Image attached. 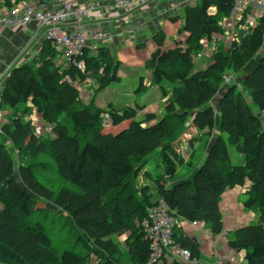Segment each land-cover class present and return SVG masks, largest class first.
<instances>
[{
  "label": "trees",
  "instance_id": "1",
  "mask_svg": "<svg viewBox=\"0 0 264 264\" xmlns=\"http://www.w3.org/2000/svg\"><path fill=\"white\" fill-rule=\"evenodd\" d=\"M14 1L22 0H0V8H11ZM32 1L45 8L53 0ZM232 6V0H199L184 8V22L176 30L182 37L172 46L164 47L167 34L161 29L151 38L154 50L143 65L151 84L167 99L160 118L145 113L137 120L144 106H108L109 122L104 124L105 112L94 100L81 102L80 86L87 81L98 85L97 92L120 82L121 64L105 46L95 55L86 49L80 71L57 63V54L44 41L30 62L9 71L0 91V103L12 113L0 135V263L166 264L165 256L150 263V242L141 226L148 210L162 204L179 222L198 223L219 236L224 229L223 194L248 185L243 208L257 221L237 228L227 247L243 251L244 264H264V55L246 71L264 45V18L248 33L218 44L207 67L194 70L200 41L224 33L221 22ZM243 71L239 84L258 114L236 85L222 86L229 73ZM139 85L144 86L140 79ZM214 97L216 106L210 104ZM32 110L44 128L51 127L49 135L36 136L33 125L17 117ZM189 127L198 133L189 141L192 149L204 135L213 142L197 166L190 163L193 150L185 161L174 150V142ZM8 146L16 150V160ZM228 147L243 157V164H231ZM183 164L191 168L190 174L174 180ZM40 171L54 173L77 191L43 178ZM141 177L149 184L138 186ZM40 200L65 216L72 238L66 239L69 246L62 252L53 247L42 223H29L34 214L48 210L39 207ZM111 236H126L122 247ZM171 246L187 250L198 261L199 249L180 224L173 228Z\"/></svg>",
  "mask_w": 264,
  "mask_h": 264
},
{
  "label": "rangeland",
  "instance_id": "2",
  "mask_svg": "<svg viewBox=\"0 0 264 264\" xmlns=\"http://www.w3.org/2000/svg\"><path fill=\"white\" fill-rule=\"evenodd\" d=\"M83 1L85 0L78 1V5L75 6L76 7L75 9L83 5L84 4ZM197 1L199 0H187L185 4L184 3L181 4L180 9L178 10H176L175 8H170L169 11L173 10V12L170 13H168V9H166L167 3L165 4V2H162V4L165 7L162 13L174 25V27H170L167 29V31H165L167 34L174 36L173 40L170 37L166 38L167 39L166 44H173L174 40L176 39L178 40L182 37V36L177 37L176 30L180 28L184 22V8L187 5L196 4ZM85 3H90V2H85ZM146 3H148V0ZM91 4H97V2L95 1ZM103 35L105 38L104 40H106L107 34L103 33ZM121 37H122L121 42L124 43L132 39L133 35L124 33ZM112 49L110 48V51L114 61L120 62L121 64L120 69L118 71L120 82L111 84L109 88H107L102 92H97L96 89L98 85L94 81H88L90 83H86L84 85V88H82L83 87L82 85L80 86L81 102L84 104H90L92 100H94L95 106L105 112L102 115L104 124L106 123L108 124L109 122L107 118V114H108L107 112L109 110L108 106H112L116 108H122L127 106L134 107L135 105L144 106L145 109L137 114L136 117L137 120L142 119L147 111H149V113L155 114L158 118L162 117L164 114L163 106L167 99L162 96L158 88H156L154 85L151 84L150 74L144 69L143 63L147 58L146 55L147 52L146 51L138 52L136 50L128 51L127 49H125V47L114 49L115 51H113ZM262 55H264V45L262 49L255 55L254 60L246 67L247 69L246 71L250 70V68L254 66V63H256ZM208 64H209V57L205 51H202L201 57L196 58L194 60V70L196 71V70L204 69L205 67H207ZM246 71H243L239 74L235 72L233 74L229 73V76H231L230 85H236L237 88L244 93V96L247 99V103L249 104L250 108L253 110L255 114H258L257 108L253 105L250 97L243 91V89L239 84L240 80L243 79V75H245ZM4 72H6V70H4ZM139 79L142 81L144 85L143 87L139 85ZM3 83L4 80H1L0 82L1 87L3 86ZM166 89L167 92H170L169 86H167ZM217 100L218 98L214 97L210 102V104L212 106H216ZM5 110L8 111L9 109L5 107ZM1 116L3 117V114ZM17 117H20L22 121L24 120V122L29 121L33 125L32 128L36 136L41 137L44 135V125L41 124V119L39 118L40 116L36 113V111L32 110L30 114L27 116H24L23 114H21V112H19L17 113ZM108 129H111V126H108ZM111 131L112 132L116 131V129L112 128ZM197 137H198V133H194V130L191 127H189L187 129V132L181 135L180 138L174 142V150L180 155L181 158H183L184 161L189 158V155L193 150L192 156L190 157V163L193 166H197L199 164V162L203 158L206 148L208 149L213 143L212 138H208L206 135H204L200 140L197 141V143H195L194 148L192 149V146L189 145V141L194 138L196 139ZM8 149L11 153V156H13L14 160H16L17 152L14 149V147L12 149L11 146H8ZM228 152L231 158L232 165H241L244 163L243 157L240 156L234 148L228 147ZM151 158L152 156H149L148 160H151ZM147 169L150 172H152L153 164L149 163ZM190 172H191V168L186 164H183L177 168V172L175 173L174 180L183 179L187 177L190 174ZM38 174L43 178L50 179L52 182L56 184H60L63 188L70 189V191H75V192L77 191V188L75 186L60 181L57 175H55L52 172L40 171L38 172ZM144 184H149V183L146 182L143 179V177L138 179V186ZM39 207L48 208V210L44 214L43 213H39V215L34 214L29 219V223L31 225L42 223L48 231V234L52 240L53 247L58 252H62L64 249L68 248L69 246L66 243V239H68L69 237L72 238V234L69 233L66 225L67 222L65 216L62 213H60V211H57L56 209L51 207L45 201L40 200ZM256 221L257 220L255 217L254 220L252 221V224H255ZM71 238H70V242H72ZM110 238L118 242L120 244V247H122L121 243L124 241L126 236L124 237L111 236ZM199 240L201 242V249H203V251H206L208 248L213 249V243H215V245H218L220 239H216L217 241L215 242L212 240H208L206 242H203L201 239ZM121 250L122 251L124 250V253H122L123 254L122 259H124L125 249L121 248ZM218 251L220 250L218 249ZM224 256L222 253L216 255V257L218 258L217 261L215 260L216 264L218 263V261L222 262ZM200 264H205V263L200 262Z\"/></svg>",
  "mask_w": 264,
  "mask_h": 264
},
{
  "label": "built area",
  "instance_id": "3",
  "mask_svg": "<svg viewBox=\"0 0 264 264\" xmlns=\"http://www.w3.org/2000/svg\"><path fill=\"white\" fill-rule=\"evenodd\" d=\"M80 0H53L51 7L40 8L33 4L32 0L14 1L11 8H0V33L4 29H24L34 23L48 41L55 53L59 64L73 66L77 70L84 69V62L81 59L86 49L91 55H95L100 48L98 41L103 39L99 31L88 32L82 26L81 19L90 13L95 4L84 3L75 9ZM109 2L114 10H129L134 7L147 4V0H96ZM233 6L228 18L221 22L224 33L213 35L210 40L207 38L200 41L202 51L208 57L216 50L218 44L226 45L238 36L239 32L248 33L257 25L260 19L264 18V0H232ZM74 15L75 25L68 31L65 28L69 16ZM90 39V40H89ZM91 41L93 43H91ZM201 53L196 58H200ZM9 70L0 74L1 80H6ZM2 77V78H1ZM231 76L223 78L222 86H230ZM1 121V114H0ZM264 129V120L261 123ZM51 133V127L44 128V135ZM1 135V127H0ZM180 222L167 214L166 207L160 205L148 210L147 216L143 219L141 226L145 233L144 239L150 242L151 257L150 263L158 262L164 256H168L179 264H196L190 259L187 250L171 246L173 228ZM193 226H201L192 223ZM234 251H229L222 262L217 264H231Z\"/></svg>",
  "mask_w": 264,
  "mask_h": 264
},
{
  "label": "crops",
  "instance_id": "4",
  "mask_svg": "<svg viewBox=\"0 0 264 264\" xmlns=\"http://www.w3.org/2000/svg\"><path fill=\"white\" fill-rule=\"evenodd\" d=\"M95 1L96 0H85L83 3H93ZM162 2H165V4L167 3L166 9H168V13H170L173 12V10L169 11L170 8L178 10L181 4H185L187 0H148V3L143 7L139 6L137 9L134 7L123 11L112 9L109 2L98 1L90 13L83 16L81 23L88 32L99 31L102 34L103 39L97 42V45L100 47L105 46L109 49L113 48V51L120 47H125L128 51H146L147 58H149L154 50L151 38L155 33L160 29L167 31L168 28L174 27L169 19L162 13L165 9ZM74 25L75 18L74 15H71L67 19L65 28L70 31ZM123 32L132 34L133 38L127 42H121V36L124 34ZM103 33L107 34L106 40H104ZM168 37L172 38V40L174 39L173 35L167 34V38ZM44 40L43 34L34 23L28 25L24 29H4L0 33V74H2L4 70L10 71L14 67L31 61L39 53ZM91 43L93 42L91 41ZM137 45H144V49H136ZM171 45L172 44H166L165 41L164 47H169ZM56 62L60 63L59 59ZM86 83L90 82L87 81ZM86 83L82 84V88H84ZM1 89L2 87L0 86V91ZM10 112V110H5V107L0 103V114H3V117L1 116L0 127L7 122L11 115ZM146 113H149V111ZM247 189L248 185L242 188L234 187L223 194L220 202V209L224 218V229L219 236H212L203 226H193L185 221L180 222L182 231L190 237L199 249L200 256L196 264H200V262L214 264L215 260L217 261L218 259L216 255L220 253H222L223 256L227 255L230 251L227 247V242L231 234L237 228L246 226L254 220L256 217L255 214L251 211H245L243 208ZM199 239L203 242L208 240L215 242L217 241L216 239L220 240L218 245L213 243V249L208 248L206 251H203ZM218 249L220 251H218ZM165 257L166 264L173 263V259L168 256ZM233 257L231 264H244L243 251H234Z\"/></svg>",
  "mask_w": 264,
  "mask_h": 264
}]
</instances>
